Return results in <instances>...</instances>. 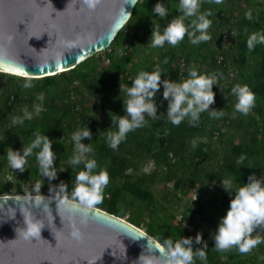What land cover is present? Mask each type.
<instances>
[{
	"label": "trees",
	"instance_id": "1",
	"mask_svg": "<svg viewBox=\"0 0 264 264\" xmlns=\"http://www.w3.org/2000/svg\"><path fill=\"white\" fill-rule=\"evenodd\" d=\"M245 5L249 0H244ZM157 0H138L130 18L124 27L117 33L115 39L110 44L113 45L127 30L129 25L135 24L138 20L143 21L151 27L157 24L160 26L163 20L168 22L170 19L179 14L178 8L169 6L171 10L166 17L161 18L151 12ZM168 6L167 0H162ZM200 10H210V19L212 20L214 0H200ZM259 6L263 7L262 10L252 11V18L249 19L245 16L239 18V24L242 27L249 29H256L264 32V0L259 1ZM156 20L155 22H153ZM190 19H186L185 23H189ZM213 22V21H212ZM210 34V41L212 33ZM226 36L223 35L222 38ZM221 38V39H222ZM210 41H201L200 43L191 44L187 35L176 45L165 43L163 52L158 56V63L160 71L162 72L161 78H169L172 80L182 81L188 78V69L190 60L194 59L193 55L198 52ZM247 39L238 35V40L235 45L237 51L236 57L232 58V47L218 48L213 53H210L207 60H210L211 65L214 67L213 73H222V78H233L239 72L242 75L241 84H248L251 90L255 93V104L252 107L257 111L260 104L258 100L264 102V43L256 44L253 49L247 47ZM135 46V39L129 42L130 50ZM248 54L255 57V63L251 68V73L245 75L244 71L247 68ZM96 54L85 59L73 69L58 73L52 76L42 78H28L8 73L0 72L3 76H7L9 85H0V95L3 98L4 108L12 103H17L19 100V92L16 90V82L18 81H31V89L35 92H41L44 95V100L41 102L43 109L33 118L25 117L24 114L20 116L19 120L13 126L4 124L7 132H11L10 139L11 145L14 150H20L35 138L34 134L39 131L47 135L52 141V149L56 152V166L57 173L63 174L67 178L76 177V173L83 168V164L72 166L68 160L63 163L65 156H72L74 152V143L71 139V133L77 128L88 126L92 132L91 141L84 138V143H92L94 151L90 153L98 162V168L94 171H99V168H106L109 173V183L103 190L102 201L95 205L111 213L117 217H123V210L118 206L121 200H127V197L132 198L134 201L152 204L154 202V195L147 188L156 181L157 170L150 174L140 173L137 170V165L147 159H151L153 164L158 168H166L164 179L172 182L174 187H181L185 185L190 189L197 183L200 169L197 167L195 160L202 159L204 151V142L201 141L193 149L190 144L196 137L205 139L207 133L204 131L203 124L200 119L198 123L193 126L190 122H181L177 130L172 132L170 136L166 134L165 128L160 129L159 133L156 132L159 126L158 121H152L150 124H144L143 127L136 128L127 133L124 139L116 149L108 146L106 140V132L108 130H115L116 125L112 123L111 115L113 113L123 115V99L117 93L118 86V70L117 65L124 63L123 57L119 60L116 57L109 58V65L102 66V63H93L96 60ZM126 58V57H125ZM203 59V58H202ZM201 59V60H202ZM236 62V67L232 64ZM223 80V79H222ZM219 80L215 91H222L225 93L224 100L228 98L231 92L232 84L228 83L224 86L220 85ZM78 83L79 87H74ZM78 88L85 89V95ZM53 91V92H52ZM89 99L101 103L102 115L99 117L93 116L88 113L86 103ZM158 105V112L164 113L167 108V101L160 97L156 100ZM229 102H222L219 107H229ZM2 106V107H3ZM3 109V108H2ZM224 111V110H223ZM1 113V112H0ZM257 116L260 112H255ZM224 116H228L224 111ZM256 120L252 118V124L255 125ZM223 127H227L229 121L223 123ZM110 127V128H109ZM214 136H220V132L216 129ZM260 139L256 133H251L249 143L242 145L241 143H233L229 149L224 162L221 163L220 176L228 174L231 177L232 190L243 185L247 181L250 173L255 172L259 177L257 165L248 162L249 157H254L261 150ZM259 145V146H258ZM4 146V142L0 141V150ZM34 150L31 155L27 157L25 169L32 181L44 180L47 177L40 176L39 165L36 160ZM169 154L174 156L175 160L172 165H169ZM243 155L244 159L241 163H237V159ZM69 158V157H68ZM63 161V162H62ZM13 169V168H12ZM20 172L19 170H15ZM65 181V182H66ZM58 191V189H57ZM56 191V192H57ZM67 192L71 190L67 188ZM0 194H19L24 195L23 191L18 190L13 193L8 187L0 186ZM27 194H34L28 192ZM39 194V193H38ZM42 195L56 196L47 194L45 189L41 191ZM234 194V193H233ZM232 196L223 194L219 202L221 209H228L229 201ZM201 208V207H200ZM184 217L176 223L170 221L166 223H159L154 225L151 222L146 226V233L155 238L161 245L165 238L176 240L177 236H183L184 231ZM128 222L140 228L142 221L136 217H130ZM177 228L180 233L172 237L173 229ZM186 234V233H185ZM210 246L214 248V242H210ZM211 249V248H210ZM209 249V250H210ZM224 251V250H223ZM264 258V239L261 244H257L256 248L247 256L240 253H233L229 255V259L218 264H260ZM211 262V263H210ZM194 264H204L194 257ZM207 264H213L212 261H207Z\"/></svg>",
	"mask_w": 264,
	"mask_h": 264
},
{
	"label": "clouds",
	"instance_id": "2",
	"mask_svg": "<svg viewBox=\"0 0 264 264\" xmlns=\"http://www.w3.org/2000/svg\"><path fill=\"white\" fill-rule=\"evenodd\" d=\"M102 3L103 0H80L78 11L82 16L90 18L96 14ZM136 3L137 0H125L120 15L127 18L131 13L125 11V4L135 6ZM200 6V0H179L177 9L179 14L170 19L162 31L159 24L152 27L149 41L151 45L156 47L168 43L174 46L183 40L185 35L192 44L210 39L207 29L212 24V20L209 18L211 12L207 9L198 11ZM151 12L164 18L168 13V9L162 0H157ZM245 15L251 19V10L246 12ZM186 19H190L187 24L185 23ZM114 31V28H110L108 35L110 36ZM87 39V34L83 32H73L71 35L61 34L59 47L64 54L65 51L86 43ZM11 40V36L7 37L8 43ZM246 43L249 49H253L256 44L264 43V32L251 33ZM0 63H15V60L8 55L6 44H0ZM161 75L162 72L159 66L151 71L141 70L131 79V85L123 86L127 96L126 101H123V109L126 115L115 113L111 115L112 123L116 125V128L106 132V140L110 148L116 149L126 139L128 132L143 127L147 122L146 116L157 119L163 116L175 125H179L181 121L187 118L195 126L200 119V114L205 110H208L209 115L212 117L219 118L224 115L223 108L210 109V105L214 103L215 98L213 85H217V78L222 76V73H200L196 68H189L188 78L182 81L169 78L162 79ZM23 84L24 87H31L30 80H25ZM161 86H163L162 97L167 101V108L164 113L158 112L155 99ZM231 92L236 97L235 112L233 114L235 115L237 112L247 114L255 104V93L250 86L236 83L232 86ZM13 122H22V120L14 118ZM34 136L35 138L20 150H14L10 146L7 148L8 164L11 168L23 172L27 157L38 149L35 156L39 165L40 176L47 177L51 181L57 177L54 164L56 152L52 149L53 141L39 131ZM91 137L92 132L87 125L77 128L71 133L74 152L68 158V162L72 166L83 164V168L76 173V183L72 187L70 195L67 192V185L60 182L55 196L58 206H63L68 213V234L76 241H81L84 238L83 228L90 218V210L102 201L103 190L109 183V173L106 168H99V171H94L98 168V162L93 156L89 155L94 151V148L91 142H83L84 138L91 141ZM192 146H196L195 139L192 141ZM243 159L244 156L241 155L237 159V163H241ZM40 180H37L33 185V193H39ZM221 184L232 198L229 201V207L225 215L220 217L216 231L213 234L214 247L217 250H225L236 246L240 252L247 253L262 239L260 235L253 236V232H258L256 231L258 228L259 231L264 230V174L258 177L255 172L250 173L247 181L234 191H230L232 187L230 181L222 179ZM0 198H3V194H0ZM14 199L17 202L34 199L35 204L40 205L45 197L39 193L34 196L33 194L21 195ZM47 207L45 203L44 208L47 209ZM21 209L27 208L21 205ZM22 212L24 213V211ZM25 221L26 226L19 228L25 238L32 239L37 234L40 236V230L44 227L43 221L34 219L30 212L29 218ZM194 241L200 247H194ZM207 247V242L202 240L200 233H197L194 239L191 236H181L176 240L165 238L163 247L159 251L165 257V264H194V257H198L204 264H207ZM139 261L140 264H158V258L152 255L142 254Z\"/></svg>",
	"mask_w": 264,
	"mask_h": 264
},
{
	"label": "rangeland",
	"instance_id": "3",
	"mask_svg": "<svg viewBox=\"0 0 264 264\" xmlns=\"http://www.w3.org/2000/svg\"><path fill=\"white\" fill-rule=\"evenodd\" d=\"M259 1L262 0H249V3L245 5L244 0H214L213 5V14H212V24L207 29L208 32L212 33V38L210 43L202 47L198 52H195L192 60L189 62V68H196L200 73H213L214 67L211 65L208 56L210 53H213L215 49L218 48H230L233 50L232 58L236 57L237 51L235 50V45L238 40V35L243 36L246 39L253 32L258 30L249 29L242 27L239 24V18L245 16V13L249 10H262L263 7L259 6ZM168 13H170L169 6L178 8L179 0H167ZM198 11H201L198 9ZM164 19V18H163ZM154 20L153 22H155ZM168 22L163 20L161 31L163 27ZM150 26L145 24L143 21L138 20L135 24L129 25L127 30L123 35L111 45V48H108L104 51L96 53V60L93 63H102L103 67L109 65V58L116 57L119 60L121 57L124 59V63L117 65L116 69L118 70V86L117 93L121 98L126 101L127 96L124 92V85H131V79L135 77L141 70L151 71L154 70L158 65V56L163 52V46L153 47L151 45ZM223 35H226L222 38ZM222 38V39H221ZM131 39H135V46L130 50L129 42ZM192 44V43H191ZM196 45V44H193ZM126 57V58H125ZM203 58V59H202ZM202 59V60H201ZM247 68L244 71L245 75L251 73V68L255 63V57L251 54H248L247 58ZM232 64L236 67V62ZM7 76L0 74V85L8 86ZM223 79V80H222ZM220 82V85L224 86L228 83L232 85L242 82V75L237 72L233 78H217V82ZM24 81L16 82V90L19 92V97L17 98L19 102L8 104V107L4 108L3 98L0 95V141L4 142V146L0 150V186L8 187L13 193L18 190L23 191L24 194L28 192H33V185L36 181H32L29 177L27 171L23 174L14 171L7 161V148L10 146L14 147L10 143L9 136L11 132H7V128L4 127V124L13 126L15 123L14 118L19 120L20 116L24 114L25 117L33 118L35 117L42 109V101L44 100V95L41 92H35L31 87H24ZM121 85V89H120ZM74 87H79L78 83L74 84ZM217 85H213V91L215 93L214 103L210 105L211 108L220 109L219 105L222 102H229V107L224 108L228 116H222L219 118L212 117L209 115V111L205 110L200 114V120L203 121L204 131L207 133L205 139L201 137H196V145L201 141L204 142L203 146V157L202 159L195 160L197 167L200 169L199 177L197 183L190 189H187L185 185L175 188L172 182H169L164 179L166 168L156 167L153 164L151 159H147L144 162H140L137 165V170L140 173L150 174L154 170H157L156 181L148 186V190L151 191L154 195V202L152 204H146L143 202L134 201L132 198L127 197V200H121L118 203V206L123 210V219L128 221L132 216L136 217L142 224L140 229L145 231L146 226L151 222L154 225L159 223L178 222L181 217H184V231L183 236H191L195 238L197 233L201 234L202 240L207 242L206 256L207 261H212L213 264H218V262H224L229 259V255L233 253L244 254L245 256L249 255L255 248L253 247L251 251L247 253H242L238 250L236 246H232L228 249L217 250L215 247L210 246V242H213V234L216 231L217 225L219 223L220 217L225 215L227 209H221L219 207V202L223 197V194L231 196L229 192L222 186L221 180H227L231 182V177L228 174H223L220 176L221 172L220 166L224 162L225 157L227 156L230 147L233 143H241L242 145L249 143V138L251 133H256L258 139H260L261 150L254 157H249L248 162L257 165L259 176L264 174V102L260 99L258 100L259 107L257 111H254L253 108L247 114L235 113L234 104L236 102V97L232 92H228L227 100L225 98V93L222 91H215ZM85 95L87 92L85 89L78 88ZM163 86L158 90L155 97L158 100L162 97ZM53 92V91H52ZM3 106V107H2ZM88 113L99 117L102 115L103 111L101 109V103L98 101H93L89 99L86 103ZM3 108V109H2ZM255 112H260L257 116ZM252 118H255V125L252 124ZM146 124H150L152 121H158L159 126L156 130L159 133L160 129L165 128L166 134H170L177 130L179 125L171 123L167 120L166 117L161 116L159 119L146 116ZM229 121L227 127H223V123ZM183 123L189 122L185 118ZM222 124V125H221ZM216 129L220 132V136L215 137L214 132ZM194 140V139H193ZM258 145V146H259ZM190 148L193 149L192 142ZM68 156H65L64 162L68 160ZM169 165L174 163V156L169 154ZM61 173H57V177L53 180L44 179L41 182V187L39 193L45 189L47 194L56 195L58 185L60 182H64L67 185V188L70 190L75 185L76 180L74 178H67L63 174L62 169ZM66 181V182H65ZM232 190V187L230 189ZM38 194V193H34ZM201 207V208H200ZM258 232H253V236L260 235L262 240L264 239V230L259 228L256 230ZM146 232V231H145ZM177 233L180 231L175 228L173 229L172 237H176ZM186 233V234H185ZM181 236H177L179 239ZM260 242V244H261ZM194 247H200V245L193 243ZM211 248V249H210ZM210 249V250H209ZM201 261L198 257H196ZM211 263V262H210ZM260 264H264V258Z\"/></svg>",
	"mask_w": 264,
	"mask_h": 264
},
{
	"label": "water",
	"instance_id": "4",
	"mask_svg": "<svg viewBox=\"0 0 264 264\" xmlns=\"http://www.w3.org/2000/svg\"><path fill=\"white\" fill-rule=\"evenodd\" d=\"M124 3L103 0L89 18L78 11L80 0H0V44L7 45L8 55L15 60L0 63V72L42 78L73 69L109 48L134 9L125 4V11L131 14L123 17L120 10ZM110 28L115 31L109 36ZM73 32L86 33L87 42L63 54L61 34ZM18 196L4 194L0 198V264H140L142 254L156 256L158 264H165L159 251L163 245L123 218L93 207L83 228L84 238L76 241L68 234V213L54 196L43 195L40 205L34 199L17 202L14 198ZM21 210L25 219L30 212L43 221L40 236L31 239L22 234L19 228L25 227L26 221Z\"/></svg>",
	"mask_w": 264,
	"mask_h": 264
},
{
	"label": "built area",
	"instance_id": "5",
	"mask_svg": "<svg viewBox=\"0 0 264 264\" xmlns=\"http://www.w3.org/2000/svg\"><path fill=\"white\" fill-rule=\"evenodd\" d=\"M225 37V36H224ZM206 41H210L209 39L208 40H206Z\"/></svg>",
	"mask_w": 264,
	"mask_h": 264
}]
</instances>
